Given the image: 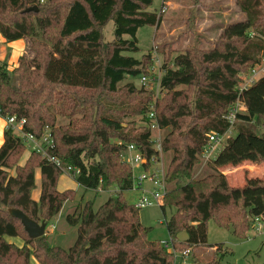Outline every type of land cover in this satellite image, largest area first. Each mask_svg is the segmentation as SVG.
<instances>
[{"label": "trees", "instance_id": "obj_1", "mask_svg": "<svg viewBox=\"0 0 264 264\" xmlns=\"http://www.w3.org/2000/svg\"><path fill=\"white\" fill-rule=\"evenodd\" d=\"M155 1L0 0V34L6 42L28 40L34 55L21 56L11 72L0 64L2 117L26 120L24 132L37 139L49 131L47 154L79 169L80 187L118 190L98 210L88 201L68 215L67 222L77 227L69 249L51 245L46 234L31 239L9 211L19 209L48 225L77 192L59 189L64 174L41 153L31 151L22 164L27 146L13 130H5L0 147V264H173L174 255L160 241L148 239L152 229L124 197L134 187L133 169L122 158L125 146L134 144L147 158L155 153L147 119L152 106L162 132L167 131L162 143L163 154L170 156L168 190L160 208L173 249L206 247L211 220L232 228L239 238L247 237L255 218L264 221V181L232 187L222 172L245 160L264 163V76L239 93L242 75L264 61V0H237L245 20L227 26L214 47H193L165 59L157 98L135 84L149 74L150 55H127L140 51L141 28L160 27L161 13L149 10ZM34 7L38 10L26 12ZM110 21L115 39L106 42L104 29ZM238 101L246 112L237 113L236 137L217 158L205 161L199 174L210 135L229 130L225 117ZM59 119L67 124L59 126ZM37 172L38 201L32 197ZM168 208L174 210L170 217ZM183 233L187 239L180 241ZM213 247L217 253L222 249Z\"/></svg>", "mask_w": 264, "mask_h": 264}, {"label": "rangeland", "instance_id": "obj_2", "mask_svg": "<svg viewBox=\"0 0 264 264\" xmlns=\"http://www.w3.org/2000/svg\"><path fill=\"white\" fill-rule=\"evenodd\" d=\"M149 10L161 13L163 21L158 30L152 26L141 28L137 34L140 51L138 53H127V55L133 56L136 59H142L150 55V61L148 62L149 74L147 77L151 79L162 78V65L165 59L174 57L177 53L193 47L210 49L220 41L221 34L227 26L245 20V15L237 4V0H169L165 3L157 0ZM114 31L115 24L113 21H110L104 29L106 42H111L115 39ZM1 46V50L2 48L7 50L8 59L2 60V56L5 53L4 49L3 51L0 50V64L7 65L9 72L18 64L16 58L19 56H26L28 59L34 56L29 50L28 40L5 42L4 47ZM163 52L164 54H162ZM252 71L253 69L242 75L240 88L249 85L248 89H250L264 76V71H261L260 68L259 70L256 69V72H258L256 74ZM141 78L135 80L137 87H143L147 91L154 92L155 98L161 96L160 88L157 91L154 89L153 84L144 86ZM13 82L17 83V77H13ZM240 104V113H245L246 108L244 104L242 102ZM151 110H154L153 106ZM135 120L141 124L140 118ZM66 124L67 120L59 119V126ZM166 132H162V137L165 136ZM14 133L22 139L23 135H21V132L14 130ZM236 135L237 127L235 123L233 133L227 136L218 147L213 159L221 154L228 142L235 138ZM30 152L31 150L27 148L23 162ZM124 157L133 167L135 177L146 174L145 167L133 165L132 155L126 153ZM169 159V154H163L161 163L151 167L147 175H152L153 173L161 174L163 170L165 172ZM205 164V159L202 158V165L198 169L199 174L204 171ZM222 172L227 176L232 187H243L249 182L264 181V163H255L253 160H245L236 166H229L222 169ZM36 177L37 188L34 190L32 197L38 201L41 195L40 173L37 172ZM76 179L70 175H63L61 177L59 189L61 191L64 189H74L77 192V196L75 200L64 204L61 213L46 228V235L51 245L64 249H69L77 239V227H73L67 222L68 215L74 214L78 209L80 210L88 201H93L94 209L98 210L110 197L115 196L117 194L116 191H118L115 187H110L105 191L85 190L77 184ZM143 187L147 190L152 189V185L149 182H145ZM124 197L130 205H136L137 201L142 198V192L139 189H133L124 192ZM172 212L174 210L168 208L166 212L167 217H170ZM139 217L145 227L152 229L148 235L150 241L161 242L171 240L160 205L140 210ZM7 240L17 246L22 245L23 242L15 238H7ZM216 245H222V249L218 253L216 248L213 247ZM169 252L174 255L173 264H206L213 260H219L222 264H264V229L262 233H259L256 229H252L246 238H239L233 234L232 228H220L214 220H211L208 224V245L206 247L197 248L190 257H184L182 255L184 251H175L174 249L173 252ZM33 264L38 263L33 260Z\"/></svg>", "mask_w": 264, "mask_h": 264}, {"label": "built area", "instance_id": "obj_3", "mask_svg": "<svg viewBox=\"0 0 264 264\" xmlns=\"http://www.w3.org/2000/svg\"><path fill=\"white\" fill-rule=\"evenodd\" d=\"M261 71H264V61L262 64L257 65L253 69V73L256 74V69ZM142 84L144 86L153 84L154 89L159 91L160 88V79L156 78H149V77H143L141 79ZM249 87V85H246L242 88H239V93H242L244 90H246ZM152 89V90H154ZM241 102L238 101L236 105L231 109L230 113L225 117L226 121L230 123L229 130L224 135H218V134H212L210 135L209 141L207 146L204 149L203 158L205 161L211 160L214 158L215 153L217 152L218 147L223 143V141L227 138V136H230L233 133V127L236 123L237 113H240L239 107ZM0 116L2 117V109L0 107ZM6 122V130H17L21 132V135H23L22 140L24 144L29 148L31 151H35L37 153H41L44 158H47L50 163L55 165L57 168H59L64 175L72 176L73 178H77L80 174V170L77 168H74L72 166L63 165V163L56 157L49 156L47 154L48 147L52 146V138L49 131H46L45 135L41 139L35 138L30 133L24 132V126L26 124V120L21 119L17 120L15 116H7L3 117ZM147 119L149 120L150 128L153 131L152 135V142L154 144V154L147 158L146 155L134 144L126 145L125 150L123 152L122 158L125 162L127 160L125 159L124 155L126 153H129L132 155V163L135 166H148V169L145 168L146 174H143L141 176H134L133 172V179H134V187L133 189H139L142 192V198L139 199L134 205L137 209L142 210L148 207H152L155 205H160L163 203V200L167 194V183L165 181V172L164 170L161 172V174L153 173L152 175H147V172L149 169L153 166L158 165L161 163V158L163 155V143H162V130L160 128L159 122L157 120L156 114L154 110H151L149 114L147 115ZM121 145V143H120ZM128 163V162H127ZM130 166L131 164L128 163ZM132 167V166H131ZM133 169V167H132ZM145 182H149L152 185L151 190H147L143 187V184ZM263 221L262 218H255L254 220V226L253 228L259 231V233H262L263 226L261 225V222ZM162 245L168 250L173 252V247L171 246L170 241H161ZM182 255L184 257H190L192 255V250L188 249L184 252H182ZM197 264V263H193Z\"/></svg>", "mask_w": 264, "mask_h": 264}, {"label": "water", "instance_id": "obj_4", "mask_svg": "<svg viewBox=\"0 0 264 264\" xmlns=\"http://www.w3.org/2000/svg\"><path fill=\"white\" fill-rule=\"evenodd\" d=\"M37 10H38L37 7H34L27 9L26 12L37 11ZM9 212L13 218H16L21 221L26 233L31 239L40 238L46 234V228H47L46 223L39 224L38 222L29 218L23 211L19 209H11Z\"/></svg>", "mask_w": 264, "mask_h": 264}, {"label": "crops", "instance_id": "obj_5", "mask_svg": "<svg viewBox=\"0 0 264 264\" xmlns=\"http://www.w3.org/2000/svg\"><path fill=\"white\" fill-rule=\"evenodd\" d=\"M5 42H6V40L3 38V36L0 34V46L1 47H4L3 45L5 44ZM3 49L4 48H2V50L1 51H3ZM1 51H0V53H1ZM7 50L6 49H4V53L5 54H3V58H2V60H6V59H8V54H7V52H6ZM21 56H19L18 58H16V61L18 62V60H19V58H20ZM17 66V65H16ZM5 130H6V122H5V119L3 118V117H1L0 118V147L3 145V143H4V132H5ZM29 156H30V153H29ZM28 156V157H29ZM28 157L26 158V160L28 159ZM26 160L23 162L22 161V163L24 164L25 162H26ZM39 173V172H38ZM36 179H37V177H36ZM263 222L264 221H262L261 222V225L263 226ZM254 229V228H253ZM263 229H264V227H263ZM259 232V231H258ZM187 239V235L185 234V233H183V234H181V236H180V240L181 241H185ZM197 248H195V249H192V253L193 252H195V250H196ZM194 250V251H193Z\"/></svg>", "mask_w": 264, "mask_h": 264}]
</instances>
